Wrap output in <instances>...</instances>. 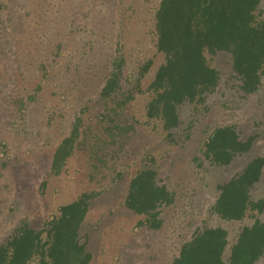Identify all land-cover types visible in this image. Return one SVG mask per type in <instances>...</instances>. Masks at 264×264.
Masks as SVG:
<instances>
[{
	"label": "rangeland",
	"instance_id": "obj_1",
	"mask_svg": "<svg viewBox=\"0 0 264 264\" xmlns=\"http://www.w3.org/2000/svg\"><path fill=\"white\" fill-rule=\"evenodd\" d=\"M159 1L0 0V243L20 220L42 228L60 206L92 191L99 195L80 232L90 264H171L181 244L205 227L227 231V260L238 232L251 224L250 218L220 220L210 207L218 185L251 157L264 156V76L256 94L243 96L229 56L206 54L220 74L218 87L203 105L180 107L181 125L171 138L146 119L145 93H135L114 123L104 117L98 96L118 42L125 60L121 93L134 90L139 67L151 60L140 81L145 89L164 61L155 47ZM259 17L264 18V0ZM78 115L83 123L75 153L53 177V152ZM226 125L235 126L242 140L257 135L251 154L227 167L205 161L198 166L205 137ZM118 126L126 131L119 133ZM146 166L175 194L174 204L161 210L157 232L138 227L142 218L123 203L130 178ZM253 196L264 198V177ZM260 218L264 222V214Z\"/></svg>",
	"mask_w": 264,
	"mask_h": 264
},
{
	"label": "trees",
	"instance_id": "obj_2",
	"mask_svg": "<svg viewBox=\"0 0 264 264\" xmlns=\"http://www.w3.org/2000/svg\"><path fill=\"white\" fill-rule=\"evenodd\" d=\"M262 1L160 0L154 14L155 47L164 61L145 89L140 81L150 71L151 60L139 67L134 90L121 93L125 60L118 42L111 70L98 96L105 104L104 117L114 123L113 117L134 101L135 93H145L149 97L144 109L146 119L158 122L166 137L171 138L172 131L181 125L180 107L203 105L218 87L220 74L209 65L206 54H227L240 82L239 92L243 96L256 94L264 76V18L259 17ZM82 123V116H76L68 135L55 148L51 176L58 177L65 171L80 140ZM124 130L118 126L119 133ZM257 138L252 135L242 140L233 125L216 127L203 140L201 159L195 161L198 166L205 161L214 167H227L238 157L251 154ZM148 160L153 162L152 158ZM263 177L264 156L255 155L239 173L216 187L217 197L210 207L212 215L223 221L251 220L238 232L227 260V231L205 227L181 244L171 264H256L264 258V222L260 218L264 214V198L253 196ZM45 187L44 182L40 188ZM98 195L94 191L82 193L60 206L42 228H34L27 219L20 220L0 243V264H90L92 256L80 232ZM174 202L175 194L160 183L157 171L147 166L130 178L123 201L128 211L142 218L138 227L154 232L163 226L161 210Z\"/></svg>",
	"mask_w": 264,
	"mask_h": 264
}]
</instances>
